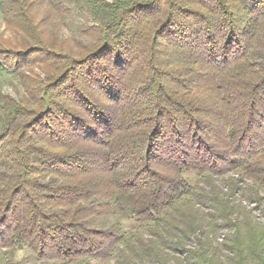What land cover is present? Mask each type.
I'll use <instances>...</instances> for the list:
<instances>
[{"label":"trees","instance_id":"16d2710c","mask_svg":"<svg viewBox=\"0 0 264 264\" xmlns=\"http://www.w3.org/2000/svg\"><path fill=\"white\" fill-rule=\"evenodd\" d=\"M35 7L0 0V73L26 89L0 90V255L264 264L234 201H264V0H74L88 42Z\"/></svg>","mask_w":264,"mask_h":264},{"label":"rangeland","instance_id":"374dc122","mask_svg":"<svg viewBox=\"0 0 264 264\" xmlns=\"http://www.w3.org/2000/svg\"><path fill=\"white\" fill-rule=\"evenodd\" d=\"M54 0H36L35 7V15L37 21L42 25L48 33L56 32V29L59 28L58 37L59 38H68V39H78L83 41H90L92 38L83 33V30L88 26H93L96 24V21L88 14V13H80L73 8L74 0H60L63 1L67 7H71L72 12L67 14H60L59 11L53 10L52 3ZM111 1V0H107ZM52 11V14L49 13ZM2 18V17H1ZM2 30H4V26H2ZM7 36H10L11 33L7 30H4ZM0 90L3 94L10 96L16 100H21L24 96H26V89L22 85L20 78L14 74H1L0 73ZM229 176H237L236 174H228L225 178L219 180V184L224 188V191L227 190L224 179H227ZM252 183L251 181L248 184ZM261 197H264V191H260ZM234 201L237 204H241L242 211H249V215L240 213V219L242 221L249 220L256 224L259 227H264V201L262 202H253L250 199V191L246 190L245 192L237 191L234 196ZM206 210V209H205ZM203 210L202 213L205 211ZM207 211V210H206ZM241 211V212H242ZM247 216V217H246ZM206 218V216H205ZM209 220V218H207ZM215 232V231H214ZM217 232V231H216ZM227 231H218L216 234L211 233L210 238L214 246H216L219 250V254L223 259L227 256V249L223 248V239ZM188 245L193 247L197 245V241L195 239L188 242ZM10 255H6L5 253L0 255V264H54L55 262L52 260H42L37 259L29 251H20L14 255V258L11 260ZM174 262V261H172ZM92 264H115L114 260H109L107 262H99L97 260H92Z\"/></svg>","mask_w":264,"mask_h":264}]
</instances>
